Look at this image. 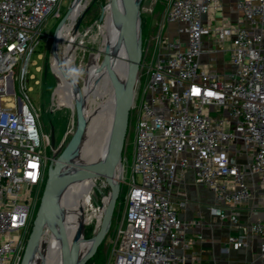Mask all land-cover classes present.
Listing matches in <instances>:
<instances>
[{
    "label": "built area",
    "instance_id": "built-area-1",
    "mask_svg": "<svg viewBox=\"0 0 264 264\" xmlns=\"http://www.w3.org/2000/svg\"><path fill=\"white\" fill-rule=\"evenodd\" d=\"M62 4L0 0V264H20L49 160L60 148L42 133L23 84L25 101L5 94L15 95L13 69L18 66L16 77L23 80L47 15L60 19ZM212 4L217 7V0H167L164 21L177 27L170 38L160 25L148 74L143 83L137 77L129 190L110 264H186L177 249L184 246L187 223L171 202L186 169L213 192L210 212L235 225L238 218L227 207L250 199L236 159L241 150L248 173L264 186V0H236L244 24L224 17L214 29L202 20ZM211 31L215 42H231V67L224 74L198 63L202 37ZM124 171L121 166L120 185ZM249 229L263 239L264 260V206ZM228 242L239 248L246 236L231 235Z\"/></svg>",
    "mask_w": 264,
    "mask_h": 264
},
{
    "label": "rangeland",
    "instance_id": "rangeland-1",
    "mask_svg": "<svg viewBox=\"0 0 264 264\" xmlns=\"http://www.w3.org/2000/svg\"><path fill=\"white\" fill-rule=\"evenodd\" d=\"M73 0H62V15L67 11ZM107 0H83L81 2L85 9L76 17V21L81 15V21L74 32V38L69 41L70 35H66L60 41L58 53L59 56L70 60L69 70L78 79L84 96L85 110L88 111L95 107L99 102L104 101L114 91L115 82H118L119 71L112 72L108 67L104 51H109L112 41L109 34V28L105 20L99 21L102 9L106 7ZM167 6V0H141L139 4L142 26V58L137 77L143 83L147 73L148 66L154 59L156 48L155 36L161 24L164 21V12ZM43 34L40 42L35 46L34 52L30 55L26 73L23 80L16 77L18 66L13 69V85L15 95L5 94L10 98L18 96L21 101H25L23 93L20 91L21 84L24 85V91L28 96L29 105L38 117V124L43 134L50 138L53 133L54 146L59 147V152L64 149L70 138L72 124L75 122V112L69 86L66 82H61L57 73L51 66V35L60 19L47 15ZM75 19V18H74ZM74 19H71L74 20ZM69 22V20H68ZM75 23V21H74ZM63 34V32H62ZM69 42V43H68ZM98 65L103 67L102 82L98 89L93 90L94 73ZM4 102L1 100L0 105ZM136 106L131 107L129 113L127 133L122 152V167H124V182L121 183L118 198L111 217L109 228L98 246L94 255L87 264H110L112 251L116 244V229L121 224L123 212L125 209V196L128 189L127 180L129 177V165L133 151V140L136 130ZM50 148L46 154L50 156ZM91 201L95 207L102 205V199L105 195V187L102 181L99 182ZM98 210L94 213H96ZM36 212V211H35ZM92 208L84 211L87 218L84 228V238L90 239L100 227L97 225L96 218L91 215ZM103 216V215H102ZM102 220V219H101ZM52 232V225L45 232L42 238L39 251L36 252V260L43 258L49 234ZM47 236V237H46Z\"/></svg>",
    "mask_w": 264,
    "mask_h": 264
},
{
    "label": "water",
    "instance_id": "water-1",
    "mask_svg": "<svg viewBox=\"0 0 264 264\" xmlns=\"http://www.w3.org/2000/svg\"><path fill=\"white\" fill-rule=\"evenodd\" d=\"M83 0H73L67 11L58 21L54 32L51 35V52L58 46L59 32L69 20V11L71 6L76 2ZM140 2L136 0H107L105 5H108L111 12L118 10L123 14L127 25L128 35L124 42V47L127 53L128 69L127 73L119 82L115 89V107L113 125L111 129L110 140L106 151L102 157L100 172L103 176L105 187V203L104 213L101 224L97 232L90 238L91 244L81 258L75 257L73 251L67 247L66 238L62 235L61 242V264H87L94 252L104 240V236L109 228L112 213L115 207L116 200L120 191V180L116 178V171L119 166H122V152L127 133L128 120L130 109L134 99V89L137 81L138 70L142 56V26L141 15L139 9ZM81 15L75 22L77 29L81 21ZM64 75L69 78L66 71ZM75 122L72 124L70 138L56 156L51 157L47 166L46 179L44 182L40 201L35 212L31 229L26 239V244L23 250L20 264H43V258L36 260V252L39 251V246L43 238V233L48 230L49 226L55 222L59 225L61 203L57 198V191L61 189L63 181L72 182L80 179L92 177L91 172H82L80 166L69 168L72 165L73 158L80 153V145L84 139L86 125L88 123V114L84 110L83 98L77 91V99L75 100ZM54 136L51 134V144H54Z\"/></svg>",
    "mask_w": 264,
    "mask_h": 264
},
{
    "label": "crops",
    "instance_id": "crops-1",
    "mask_svg": "<svg viewBox=\"0 0 264 264\" xmlns=\"http://www.w3.org/2000/svg\"><path fill=\"white\" fill-rule=\"evenodd\" d=\"M218 6L213 4L202 20L212 29L219 26L224 17L232 23H239L242 13L236 7V0H217ZM163 32L170 38L174 36L176 23H167ZM229 39L215 42L214 31L202 37V48L199 55V66L205 70L220 74L230 69ZM156 51V48H155ZM241 164L250 189L249 201L241 206L227 207L238 218V224H232L228 218H219L208 209L213 204V192L206 186L196 183L192 169H186L178 176L174 185L171 202L177 211L178 219L187 223L184 246L177 252L186 264H264L259 256L262 238L251 232L249 226L262 212L264 206V186L259 182L258 175H250L246 168L247 154L241 150L236 157ZM184 205H179L180 200ZM245 234L246 244L234 248L228 242L231 235Z\"/></svg>",
    "mask_w": 264,
    "mask_h": 264
},
{
    "label": "bare ground",
    "instance_id": "bare-ground-1",
    "mask_svg": "<svg viewBox=\"0 0 264 264\" xmlns=\"http://www.w3.org/2000/svg\"><path fill=\"white\" fill-rule=\"evenodd\" d=\"M140 1L136 0V2ZM84 9L85 7L84 5L82 6L81 2H76L71 6L69 22L67 21L60 30L58 46L51 56V64L54 71L57 73L60 81L66 82L69 86L74 110L77 91L80 92L83 98L82 87H80L77 77L69 70L70 60L59 56L58 47L60 41L68 35H70L68 36L69 41L74 38V21L76 22L77 15L80 12L82 13ZM71 19L74 20L71 21ZM103 19L109 28L110 38H112L110 50L107 52L104 51L107 54L106 61L112 72L119 71L118 82H115L114 87L116 89L128 69L126 60L127 53L124 47V42L128 35V25L119 8L116 12L112 13L108 5L102 9L99 21ZM64 71H66L69 78L64 75ZM95 71L92 85L93 90L98 89L102 82V65H98ZM115 89L106 100L99 102L92 109L86 111L84 106L85 113L88 114V123L86 125L84 139L80 145V153L73 158L74 163L69 165V168L77 169L76 165L80 166L82 172L89 171L92 173V177L72 182L63 181L61 183V189L56 194L62 204L60 208V222L59 225L56 222L52 225V232L48 235L49 238L43 255V264H61L62 235L66 238L67 247L73 251L75 257L79 259L84 255L92 241L91 239L84 238V228L88 218L87 216L85 218L84 211L87 208L93 209L91 215H94L96 218L97 225L101 222L107 198L104 195L102 206L97 208L93 205L91 198L94 189L102 181V174L100 172L102 157L108 146L112 125L114 123ZM120 174L121 166L117 168L116 178H120ZM96 209L98 211L94 213ZM45 232L43 233V237H45Z\"/></svg>",
    "mask_w": 264,
    "mask_h": 264
},
{
    "label": "trees",
    "instance_id": "trees-1",
    "mask_svg": "<svg viewBox=\"0 0 264 264\" xmlns=\"http://www.w3.org/2000/svg\"><path fill=\"white\" fill-rule=\"evenodd\" d=\"M58 49H59V47H58ZM80 87H81V85H80ZM82 90V89H81ZM82 94H83V92H82ZM83 98H84V96H83ZM120 187H121V185H120Z\"/></svg>",
    "mask_w": 264,
    "mask_h": 264
}]
</instances>
